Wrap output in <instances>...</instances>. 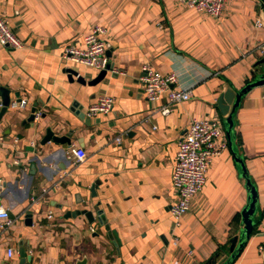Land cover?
<instances>
[{
    "label": "crops",
    "instance_id": "1",
    "mask_svg": "<svg viewBox=\"0 0 264 264\" xmlns=\"http://www.w3.org/2000/svg\"><path fill=\"white\" fill-rule=\"evenodd\" d=\"M0 17L23 43L0 45V89L10 100L0 118V206L15 220L0 241V264H20V250L24 264H223L248 198L234 154L258 204L254 234L231 264H262L264 85L235 110L231 142L217 106L222 93L240 90L259 71L260 0H228L217 17L175 0H0ZM95 26L106 30L111 67L92 84L101 71L63 53L83 48ZM144 64L174 74L173 87L189 89L190 99L160 114L166 96L146 100ZM4 96L0 90V111ZM103 96L114 100L111 112L86 117ZM193 119L216 120L227 149L213 158L201 192L177 222L173 167ZM47 130L70 143L41 145ZM77 148L85 156L78 163L70 154Z\"/></svg>",
    "mask_w": 264,
    "mask_h": 264
},
{
    "label": "built area",
    "instance_id": "2",
    "mask_svg": "<svg viewBox=\"0 0 264 264\" xmlns=\"http://www.w3.org/2000/svg\"><path fill=\"white\" fill-rule=\"evenodd\" d=\"M227 1L176 0L179 4L211 17L219 16ZM256 25L262 27L263 21L257 20ZM105 34V29L95 26L84 37V47L69 46L64 51L63 58L97 71L104 70L108 65L106 42L103 39ZM0 45L10 49L23 47L20 40L11 31L7 21L1 17ZM256 52H258L260 57H263L264 45L258 46ZM142 71L141 84L146 100L153 104L160 100L163 95L166 96L165 105L159 109L160 114L167 115L172 105L181 104L190 99L191 91L189 89L173 87L177 83V78L174 74L163 76L149 64H144ZM113 103L114 100L111 97L103 96L86 109L85 116L96 118L97 116L108 115L113 108ZM115 142L120 144L121 138H116ZM225 149H227V142L224 139L221 125L216 120L193 119L182 136H180L171 181L172 187L177 194V200L171 206V215L177 222L188 212L193 198L201 192L213 158ZM70 154L75 157L77 163L81 162L85 157L83 151L79 148L72 150ZM3 189L4 182L0 179V193ZM50 217L51 215H49ZM14 224L15 220L10 217L8 210L0 206V241L3 234L10 230ZM258 252L262 264H264V233L263 241L258 246ZM6 254L8 258H11L13 250L7 249Z\"/></svg>",
    "mask_w": 264,
    "mask_h": 264
},
{
    "label": "water",
    "instance_id": "3",
    "mask_svg": "<svg viewBox=\"0 0 264 264\" xmlns=\"http://www.w3.org/2000/svg\"><path fill=\"white\" fill-rule=\"evenodd\" d=\"M260 2L264 10V0H260ZM257 65L259 66V71L255 74L251 82H249L243 88L237 91L233 89L226 90L224 93H222L219 96L217 100L218 110L220 114L225 117L224 118L225 119L224 124L226 127L225 132H226L227 138L229 139V142H231L230 136H231V132L233 131V127H234V122H233L234 112L239 107L242 98L253 88L264 85V56L262 57L261 60L257 62ZM110 67L111 65L108 64L106 68L99 73V76L95 80H93V82L91 83L95 84L96 81H99L100 79H102L105 76L106 72L110 69ZM69 73L71 75H77L76 72L72 70H70ZM0 90L1 92H3V94H5L3 99H1V104H2V108L0 111V118H1V116L5 113L7 107L9 106L10 100L7 96L8 94L7 90H4V89H0ZM33 113H34V109L32 110L30 120L34 119ZM49 141H52L57 145H61V144L68 145L70 143V140L66 136L57 137L51 130H47L42 140L41 145H44L45 143ZM231 145L232 144H230V147ZM234 156H235V161L239 164L241 168V173H242L241 175L245 180V188L247 190L248 198H247L246 205L244 206V208L242 209L240 213L241 222L243 225L242 231L240 232L239 236H234L233 238L230 239L229 241L230 258L223 264H231L234 261V259L239 255L240 251L243 249V247L249 240L252 234V231H253V227L255 226L254 216L256 214V208L258 204V193H257L255 186L252 184V181L248 174L246 165L240 156L235 155V154ZM82 213L86 216L87 221L89 223L93 222L91 212L83 211ZM20 255L22 258L21 260L22 262L20 264H24L25 256H24L23 250H20Z\"/></svg>",
    "mask_w": 264,
    "mask_h": 264
},
{
    "label": "trees",
    "instance_id": "4",
    "mask_svg": "<svg viewBox=\"0 0 264 264\" xmlns=\"http://www.w3.org/2000/svg\"><path fill=\"white\" fill-rule=\"evenodd\" d=\"M262 59V58H261ZM261 59H259V60H261ZM231 137L233 138L234 137V134H233V131L231 132ZM254 228H255V226L253 227V231H252V234L251 235H253L254 234ZM209 263H215L214 262V259H211V260H209Z\"/></svg>",
    "mask_w": 264,
    "mask_h": 264
},
{
    "label": "rangeland",
    "instance_id": "5",
    "mask_svg": "<svg viewBox=\"0 0 264 264\" xmlns=\"http://www.w3.org/2000/svg\"><path fill=\"white\" fill-rule=\"evenodd\" d=\"M175 2H176V0H175ZM177 3V2H176ZM179 4V3H178ZM181 5V4H180ZM11 29V28H10ZM12 31V30H11ZM13 32V31H12ZM16 36V35H15ZM17 37V36H16ZM21 42V41H20ZM22 43V42H21ZM22 45H23V43H22Z\"/></svg>",
    "mask_w": 264,
    "mask_h": 264
}]
</instances>
